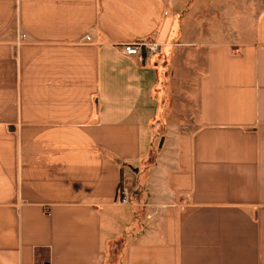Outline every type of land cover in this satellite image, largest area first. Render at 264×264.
<instances>
[{
	"label": "crops",
	"instance_id": "0c3cea01",
	"mask_svg": "<svg viewBox=\"0 0 264 264\" xmlns=\"http://www.w3.org/2000/svg\"><path fill=\"white\" fill-rule=\"evenodd\" d=\"M0 264H264V0H0Z\"/></svg>",
	"mask_w": 264,
	"mask_h": 264
},
{
	"label": "built area",
	"instance_id": "2783aa9c",
	"mask_svg": "<svg viewBox=\"0 0 264 264\" xmlns=\"http://www.w3.org/2000/svg\"><path fill=\"white\" fill-rule=\"evenodd\" d=\"M86 40H90L88 34L84 37ZM121 50L124 54L129 56H135L139 59L151 57L160 52V46L155 41L149 39H140L133 42L124 43L121 46ZM138 200L137 196L129 191L126 187L122 186L119 189V196L117 202L120 204H133Z\"/></svg>",
	"mask_w": 264,
	"mask_h": 264
},
{
	"label": "rangeland",
	"instance_id": "374dc122",
	"mask_svg": "<svg viewBox=\"0 0 264 264\" xmlns=\"http://www.w3.org/2000/svg\"><path fill=\"white\" fill-rule=\"evenodd\" d=\"M186 13H188V11H187V12H185L184 16L186 15Z\"/></svg>",
	"mask_w": 264,
	"mask_h": 264
}]
</instances>
